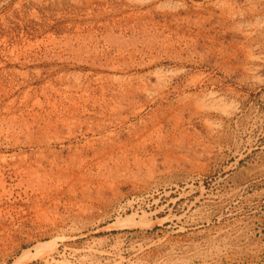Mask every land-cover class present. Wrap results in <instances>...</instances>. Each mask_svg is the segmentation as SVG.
Returning a JSON list of instances; mask_svg holds the SVG:
<instances>
[{
	"label": "rangeland",
	"instance_id": "374dc122",
	"mask_svg": "<svg viewBox=\"0 0 264 264\" xmlns=\"http://www.w3.org/2000/svg\"><path fill=\"white\" fill-rule=\"evenodd\" d=\"M263 240L264 0H0V264Z\"/></svg>",
	"mask_w": 264,
	"mask_h": 264
},
{
	"label": "built area",
	"instance_id": "2783aa9c",
	"mask_svg": "<svg viewBox=\"0 0 264 264\" xmlns=\"http://www.w3.org/2000/svg\"><path fill=\"white\" fill-rule=\"evenodd\" d=\"M254 264H264V240H263V248L260 256L257 258V261Z\"/></svg>",
	"mask_w": 264,
	"mask_h": 264
},
{
	"label": "bare ground",
	"instance_id": "6f19581e",
	"mask_svg": "<svg viewBox=\"0 0 264 264\" xmlns=\"http://www.w3.org/2000/svg\"><path fill=\"white\" fill-rule=\"evenodd\" d=\"M158 73V72H157Z\"/></svg>",
	"mask_w": 264,
	"mask_h": 264
}]
</instances>
